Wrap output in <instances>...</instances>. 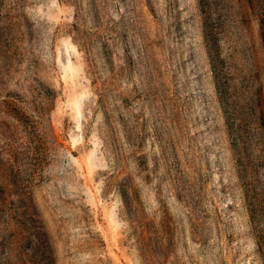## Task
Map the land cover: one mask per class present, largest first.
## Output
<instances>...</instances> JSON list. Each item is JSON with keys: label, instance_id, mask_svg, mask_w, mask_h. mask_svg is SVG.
Returning <instances> with one entry per match:
<instances>
[{"label": "rangeland", "instance_id": "rangeland-1", "mask_svg": "<svg viewBox=\"0 0 264 264\" xmlns=\"http://www.w3.org/2000/svg\"><path fill=\"white\" fill-rule=\"evenodd\" d=\"M0 264H264V0H0Z\"/></svg>", "mask_w": 264, "mask_h": 264}]
</instances>
